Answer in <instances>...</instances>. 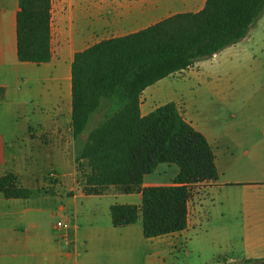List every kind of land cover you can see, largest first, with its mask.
<instances>
[{"label":"crops","instance_id":"0c3cea01","mask_svg":"<svg viewBox=\"0 0 264 264\" xmlns=\"http://www.w3.org/2000/svg\"><path fill=\"white\" fill-rule=\"evenodd\" d=\"M206 2L51 0V59L35 64L18 59L19 0H0V177L12 173L28 189L38 184L40 175L26 171L29 159L18 155L23 144L34 155L35 150L46 152L57 175L43 177L28 199H7L0 193V264L264 262V16L246 38L202 60L203 79L199 61L141 95L142 116L176 104L183 119L206 138L215 157L218 180L191 186L185 230L147 239L141 219L114 227L111 215L91 206L89 199L100 195L84 192L75 161L71 94L75 55L173 15L198 13ZM169 171L168 178L162 176ZM178 171L177 166L166 165L160 176L147 175L141 188L170 186ZM63 187L72 202L59 192ZM108 192L126 197L110 208L142 203L141 191L125 194L110 187L102 195ZM59 220L69 224L70 243L62 240L63 232L56 227Z\"/></svg>","mask_w":264,"mask_h":264},{"label":"trees","instance_id":"16d2710c","mask_svg":"<svg viewBox=\"0 0 264 264\" xmlns=\"http://www.w3.org/2000/svg\"><path fill=\"white\" fill-rule=\"evenodd\" d=\"M19 6V61L48 63L51 0H19ZM263 16L264 0H207L198 13L173 15L75 55L72 135L84 192L102 195L114 187L125 194L142 193L140 206H111L114 227L141 219L147 239L186 229L191 186L218 180L214 154L176 104L142 116L141 95L158 81L243 40ZM98 114L102 119L90 130ZM163 164L178 167L173 184L142 189L145 177ZM0 193L7 199L32 195L12 173L0 177Z\"/></svg>","mask_w":264,"mask_h":264},{"label":"rangeland","instance_id":"374dc122","mask_svg":"<svg viewBox=\"0 0 264 264\" xmlns=\"http://www.w3.org/2000/svg\"><path fill=\"white\" fill-rule=\"evenodd\" d=\"M201 68H202V74L200 75V80L203 79L204 77V71H205V65L206 63L205 62H202L201 61ZM193 81L192 79H187L186 81ZM102 119V115L98 114V115H95L92 120L90 121V124L88 126V128L91 130L93 127H95V125ZM10 151H16L18 150V147H10L9 148ZM32 149L30 148V146H27L25 144L22 145V151L18 153V155H24L26 156L29 160L27 161V169L26 171L27 172H30V171H33L35 174H39L40 175V180L38 182V184L36 185H33L32 188H30V191L33 192V193H36V187L37 185H41L42 182H43V177L47 176L49 178V175L51 173H53L54 171H52V167H51V164L49 163L48 159H47V153L46 152H39V151H34L35 152V155L34 153H32ZM9 153V151H8ZM33 157V158H32ZM32 158V159H30ZM164 166L166 165H159V168L161 169H156V171L154 173H152V176H160L159 172L160 170H162V168H164ZM55 173V172H54ZM171 175V172H167L166 174H162L163 177H169ZM82 183H83V186L85 185V181L84 179L82 178ZM43 191V190H41ZM63 196H64V200H70L71 202L73 201V198L72 196L68 195L67 194V187H63V189H61L59 191ZM45 193V192H43ZM50 195H52V193H48ZM124 198L126 197H123V196H119L117 198H115L112 193L108 192L106 195H100V196H94L92 197L91 199H89L91 201V206L93 208H99L105 212H107V214L110 215V205L112 203H116V202H120L122 201ZM78 204L80 205V200H77ZM52 208V207H51ZM73 209L72 207H68V215L70 217V219H72L73 215H72V212Z\"/></svg>","mask_w":264,"mask_h":264},{"label":"built area","instance_id":"2783aa9c","mask_svg":"<svg viewBox=\"0 0 264 264\" xmlns=\"http://www.w3.org/2000/svg\"><path fill=\"white\" fill-rule=\"evenodd\" d=\"M50 178L52 179H56L57 175L56 173H51L49 175ZM56 227L57 229L61 230L63 232L62 234V240L65 242V243H70V239L68 237V235L66 234V230L68 229L69 227V224L66 220H59L57 223H56Z\"/></svg>","mask_w":264,"mask_h":264},{"label":"water","instance_id":"95a60500","mask_svg":"<svg viewBox=\"0 0 264 264\" xmlns=\"http://www.w3.org/2000/svg\"><path fill=\"white\" fill-rule=\"evenodd\" d=\"M260 264H264V262L260 263Z\"/></svg>","mask_w":264,"mask_h":264}]
</instances>
